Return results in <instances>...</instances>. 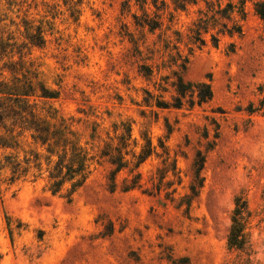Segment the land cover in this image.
I'll list each match as a JSON object with an SVG mask.
<instances>
[{"label":"rangeland","instance_id":"1","mask_svg":"<svg viewBox=\"0 0 264 264\" xmlns=\"http://www.w3.org/2000/svg\"><path fill=\"white\" fill-rule=\"evenodd\" d=\"M260 1L233 0V11L228 0H0V37L27 43L26 58L58 92L39 103L96 156L72 195L68 185L48 189L46 166L14 182L9 167L0 171V264H264ZM27 22L44 30L42 47L27 42ZM234 22L241 33L228 32ZM179 78L210 83L212 98L199 104L188 89L181 107H159L176 103ZM128 125V152L150 138L154 153L134 169L126 155L133 163L112 190L114 166L99 156ZM15 134L21 147L0 145V162L44 153L31 131ZM137 172L140 185L125 189ZM238 197L247 204L241 249L228 244Z\"/></svg>","mask_w":264,"mask_h":264},{"label":"trees","instance_id":"2","mask_svg":"<svg viewBox=\"0 0 264 264\" xmlns=\"http://www.w3.org/2000/svg\"><path fill=\"white\" fill-rule=\"evenodd\" d=\"M228 7L234 11L233 0H228ZM255 9L264 21V1L257 2ZM227 15L228 18H231V14ZM242 17H244V13H242ZM204 21L206 20H202V22ZM143 23L148 25L151 30L159 26V22L151 23L148 18ZM25 29L28 43L40 47L44 45V30L41 26L27 22ZM227 29L230 34L241 33V26L238 22H234V25ZM215 40L217 41V38ZM22 44H18L12 38L7 41L0 37V56L8 58L2 66L0 65V126H3L7 131L6 136H1L0 145L12 148L21 147L22 140L16 138L17 134L15 133L19 129L20 131L28 130L32 132L33 143L39 145L44 153L30 151L22 159L18 156L8 155L5 157V161L0 162V171L4 167H9L11 170L10 180L14 182L29 176L33 169L37 171L33 175L34 177L42 175L43 167L46 166L48 189L53 194H58L68 185V195H72L90 177L96 156L92 155L87 147L88 142L82 143V138H79L77 132L72 130L71 123L62 118L57 109L39 103V99L57 98L58 92L46 86L35 62L26 58L28 52H25L23 45H27V43ZM15 55L18 56L17 59L13 58ZM3 71H7L10 77L2 76ZM176 86L180 95L176 97V103L159 102V107H181V97L186 95L188 89H193L192 93L196 91L199 104L210 100L213 96L211 85L207 82L184 83L179 78ZM130 132L131 128L128 125V137L122 138L121 143L118 144L113 143V139H111L99 156L100 158L107 157L114 166L110 173L112 190L116 188L117 174L133 163L126 159V155L131 153L127 150L131 145ZM145 139L146 143L141 151L138 154L131 153L132 159L135 160L133 169L138 168L154 153L151 139ZM140 179L141 173L137 172L134 180L127 184L125 189L139 186ZM246 210V202L241 204V198L238 197L228 235V244L231 248L241 249L244 247L245 233L241 216Z\"/></svg>","mask_w":264,"mask_h":264}]
</instances>
